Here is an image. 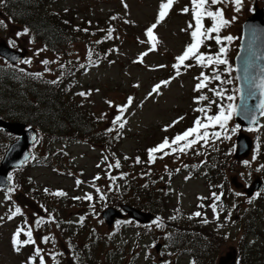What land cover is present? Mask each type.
I'll return each mask as SVG.
<instances>
[{"label": "rangeland", "instance_id": "obj_1", "mask_svg": "<svg viewBox=\"0 0 264 264\" xmlns=\"http://www.w3.org/2000/svg\"><path fill=\"white\" fill-rule=\"evenodd\" d=\"M58 1L56 7H60L63 12L69 9L72 13L68 14L75 18V25L94 30H88L85 34L81 31V34L75 35L76 41L71 46L72 57H78L80 61L71 59V65L75 66L73 70L76 76L73 92L92 90L87 97L73 95V101L76 106L81 107L86 120L98 131L92 141L68 139L49 144L51 149L59 151V157H45V149L49 148L45 139L33 144L30 162L13 173L17 187L10 196L14 197L16 202L13 199L6 200L5 195L0 193V217H3L0 220V264H30L29 257L35 255V247L42 249L41 255L44 256L45 264H192L190 251L186 247L184 252L178 250L177 242L184 246L181 240L176 242L172 235L170 225H180L177 223V213L188 217L187 227L206 229L217 234L214 252L204 251V255H197L200 264H218L220 257L226 256L232 249L237 253L235 264H240L238 257L243 253L246 241V221H251L254 230L259 232L257 234L248 230L247 240L255 241L260 259H264V200H260L264 196V116L258 126L244 129L255 141L254 150L242 161L234 160V166H227L224 169L227 171L226 177H222L223 170H219L216 174L212 172L209 175L210 180L208 175H203V169L199 170L191 163L194 162L196 166L203 168L206 166L200 165L203 157L191 156L190 153L187 154V150L184 153H174L176 156L171 157L154 154L156 159L151 163L148 161L147 149L154 147L165 137H173L169 135L170 127L165 130L166 125H170L178 117H183L175 125L176 128L179 126V129L185 121L190 122L195 114L193 109L209 105L208 100L193 103L192 99L201 94L194 91L198 82L196 78L202 71L212 75V68L197 66L194 61H190L193 67L182 70L181 75L175 76L171 67L174 57L190 42L189 33L182 29L188 28L192 14L191 11H181L186 6L191 8L190 0H174L168 15L154 30L159 41L157 50L144 57L142 64L134 61L150 46L145 29L156 21L161 0H124L127 7L121 0ZM214 7L222 8L225 18L231 21L220 34L234 38L231 42H224L227 45L226 58L233 71L230 74L223 72L225 65H219L218 68L222 79L232 80L233 57L238 48L242 22L251 12L250 9L264 8V0H244V6L239 12L229 3ZM233 16L236 17L234 21ZM0 18L6 25L0 26V40L6 41L7 45L9 40L14 41L15 46L11 47L24 53V57L13 68L23 75L40 71L45 66L41 63L44 60L41 53L44 52L39 55L35 53L37 49L43 48L41 44L38 41L32 42L27 34L17 38L16 33L24 28L4 16ZM204 23L210 25L211 20L206 19ZM100 28L107 31L112 28L113 38L104 39L102 42ZM218 47L214 40H210L205 42L201 50L205 53H215ZM110 49L117 51H109ZM89 50L105 57L95 65L81 68V65L86 64L85 58ZM45 54L52 57L48 51H45ZM26 59H30L31 63H23ZM57 62L58 60L47 65L49 71H42L44 78L56 79L57 73L51 70ZM161 64L166 67L156 68ZM1 65L8 66L0 57ZM173 76L175 78L169 85L162 86L159 95L146 98L154 84ZM219 84V81L213 80L208 88H216ZM229 84H224V88L227 94H232L235 88L227 86ZM208 88L203 93L210 97ZM97 89L99 91H96ZM17 94L16 91L11 95L6 93L1 108H7L10 100ZM128 96H132L134 102L124 113L125 127L119 129L118 126L112 125L117 111L106 101L123 104ZM224 103L228 101L225 99ZM10 110L8 108L7 112ZM109 128H113V131H106ZM227 128L229 131L224 137L230 135L233 141L234 133L230 131L233 128V119L228 122ZM112 137H116L115 140L112 141ZM18 139L0 130V161L9 146ZM137 157L140 158L139 163ZM117 161L120 164L118 168L114 166ZM244 161L249 163L245 164ZM109 165L113 167L110 168ZM97 176L99 178L94 179ZM186 176L190 178L185 180ZM257 177L263 180V186L245 203L243 190ZM143 178L151 182L153 197L158 203L151 220L147 224H134V221L123 218L117 219L112 226L107 225L101 216L104 207L126 202L124 198L131 195V186L140 181L142 183ZM224 178H227V184ZM77 179L81 181L79 185L76 183ZM215 179L224 180V196L216 202L218 218L213 217L209 207L213 203L212 192H216L218 186L223 183H214ZM210 183H214L215 187ZM45 189H48V192H45ZM57 190H62L66 195H52ZM236 192L243 194L236 196ZM86 194H90L93 199H85ZM102 194L104 199H101ZM77 196H80V199H74ZM13 205H18L22 214L9 220L7 215ZM197 211L201 212L202 216H192ZM47 213L54 216L55 222L47 220ZM244 214L249 218L246 219ZM38 216L45 217V222L39 227L35 224ZM81 216L84 217L82 222L79 219ZM173 216L175 219H170ZM157 217H160L161 227L153 224ZM204 218H207L209 223H202ZM17 227L31 228L36 244L20 246V250L16 251L12 245V236ZM45 236L50 237L48 242L43 241ZM24 238L26 237L21 234L20 239ZM156 242L161 243L158 252L154 249ZM31 264H39L37 256Z\"/></svg>", "mask_w": 264, "mask_h": 264}, {"label": "trees", "instance_id": "obj_2", "mask_svg": "<svg viewBox=\"0 0 264 264\" xmlns=\"http://www.w3.org/2000/svg\"><path fill=\"white\" fill-rule=\"evenodd\" d=\"M58 2V0H3V3H0V16L10 19V21L18 26L23 28L27 27L29 29L27 36L30 40L32 42L38 41L43 47L41 49H45L43 51L44 53H41L44 55L43 59L52 61L50 64L58 60L51 70V72L57 73V77L54 80L59 78L56 84L49 83L52 80L43 77L44 73L42 71L45 70V66L40 71H37L42 74L40 77L23 75L13 67L5 68L2 65L0 66V114L37 127L40 132L39 142H42L44 139L47 140L48 147L49 144H53L55 141H66L68 139L92 141L95 139L98 131H95L92 123L90 124L86 120V115L81 107L76 106V103L73 101V95H76L77 92H73L76 76H74L73 68L75 66L71 65V59L76 61H80V59L78 57H72L73 51H71V46L76 41L75 35L81 34V31L86 28L75 25V18L71 14H68L72 12L69 9L63 12L60 7L57 8L56 4ZM77 28L80 30H77ZM88 30L94 31L90 27H88ZM99 31L103 42L107 29L100 28ZM83 32L84 34L87 33V31ZM45 51H48L52 57H47ZM104 57V55L93 51L92 59L97 61L96 63ZM85 60V67L91 65L88 60V53L86 54ZM108 60L111 61L110 59ZM61 64L65 65L63 69L60 67ZM9 83L10 85H8ZM227 86L236 88L235 79L232 78V83ZM222 87L224 88L226 85ZM13 91L18 92V94L10 100L7 108H1L4 104L6 93L11 95ZM218 100L217 104L224 103V100L221 101L219 98ZM8 108L11 109L9 113L7 112ZM211 110L217 111V107L210 108L208 114ZM198 116L203 118L201 112L195 111L190 122L187 123L185 121L179 129L175 130L173 137L178 133H182L187 128L192 127L193 121ZM207 131L210 134L220 131L222 134L219 138H212L210 135L207 144L203 141L198 142L194 146L196 155L211 154L210 157L212 160L209 159L211 164L206 171L208 177L212 172L216 174L219 170L221 172L223 170L222 177H226L227 171H224V169L227 166H234L232 157L233 141L231 136L229 135L227 136L229 138L225 139L224 135L227 132L219 129L218 126L209 127ZM115 138L112 137V141ZM156 154L161 155V153ZM45 157H59V151L49 147L45 149ZM209 179L211 180L210 177ZM224 180L227 184V178H224ZM220 181L215 179L214 183ZM151 185V182L147 178H143L142 183L140 181V183L131 186V195L124 198V201L138 208L155 212L158 203L153 197ZM212 186L215 187L214 185ZM222 190L221 185H219L216 193L219 194ZM260 200H264V196ZM245 203L248 202L245 200ZM176 216L178 218L177 223H180V225L171 224L170 228L173 231L172 235L176 239V242L177 240H181L184 246L182 247L177 242V249L184 252L187 248L191 253L192 264L193 262L200 264L197 260V255H204V251L214 252L217 245V234L209 232L206 229L189 228L187 227L189 224H186L189 221L188 217H184L180 213H177ZM244 217L246 219L249 218L246 214H244ZM254 229L253 223L246 221L244 233L246 241L243 246V253L241 252L239 256L240 264H264V259H260L256 250L257 245L255 241L248 242L247 240L248 230L255 233L256 231ZM256 233L258 234L259 232ZM246 249L248 252H246ZM37 259L39 258L37 257ZM61 260L63 261L62 256ZM90 260L91 257L88 258L89 262ZM100 264L103 263L101 262Z\"/></svg>", "mask_w": 264, "mask_h": 264}, {"label": "snow or ice", "instance_id": "obj_3", "mask_svg": "<svg viewBox=\"0 0 264 264\" xmlns=\"http://www.w3.org/2000/svg\"><path fill=\"white\" fill-rule=\"evenodd\" d=\"M122 4H124L125 7L127 5L124 3V0H121ZM0 3H3V0H0ZM174 3V0H161V3L158 6V14L156 17V21L152 23L150 26H148L145 29V36L147 38V42L150 45L145 52H141L137 59L134 61V63H143L144 57H146L150 52L157 50V45L159 43L157 36L154 34V30L157 28V26L166 18L168 15L169 10L171 9L172 5ZM223 3H229L234 7V10L236 12H239L242 10L244 6V0H190L191 8L186 6L181 11L183 13H188L191 11L192 14V21L189 22L187 29H182V31H186L190 35V42L187 43L183 49V51L174 57V63L171 65L172 69L175 72V76L181 75L182 70H187L191 67H193V64L190 63V61H194L195 65L201 66L204 68L211 67L212 68V75H208L205 72H201L199 77L196 79L198 82L194 86V91L200 92L201 94L198 96L193 97L194 102L199 103L201 101H209V105L215 104L217 107V111L213 115L208 114V106L201 107L194 109V111L201 112L203 114V118L198 116L193 121V126L187 128L182 133H178L172 138L165 137L160 143L155 145L154 147H151L147 149L148 154V161L151 163L153 162L156 157L154 154L161 153L162 156H167L173 153H184L186 150L191 149L194 145H196L198 142L203 141L205 144L208 143L209 137L211 135L212 138H219L221 136L220 131L212 132L211 134L207 131L209 127H215L218 126L219 129L223 130L224 132H228L229 129L227 128L228 122L233 118V116H243V118L249 123H256L257 121V115L264 116V65L259 66L258 68V76L253 75V71L256 70V66L254 65L252 55L250 54L247 57L242 58V68L240 69L243 73L241 76H237L235 79L241 81V86L236 87L234 90H232V94H227V90L222 87L224 84H229L232 82L231 79H222V73L220 72L218 66L219 65H225L223 72L225 73H231L233 71V67L229 64L228 59L226 58L227 53V45L224 43L225 41L231 42L234 38L231 35L228 36H222L221 30L227 26L231 21L227 20L224 16L223 9L220 7H214L218 4ZM67 11V9H65ZM250 11H254V9H250ZM111 19H116V17H111ZM211 20L210 25H205V20ZM236 19L235 16L232 17V20L234 21ZM67 23V21H66ZM125 23H129V21H125ZM0 25H3L6 27L5 22L3 20H0ZM77 30H80L77 28ZM83 31H88V29H83ZM29 29L25 27L22 31H18L16 33V37L19 38L22 35L28 34ZM113 38V29L109 28L107 31V34L105 36V39H112ZM214 40L216 44L219 46L218 51L215 53H205L200 51L201 47L205 45L206 41ZM31 42V41H30ZM96 43H101V41H96ZM141 43H144V41H141ZM9 46H15V42L12 40H9ZM45 49H37L36 55H39L41 52H43ZM109 51H117L116 49H110ZM93 52L89 50L88 52V60L90 64H94L97 61L92 59ZM15 59V57H13ZM52 61H49L47 59H44L41 61L43 65H45V71H49L47 68V65L51 63ZM25 64H30L31 60L26 59L23 61ZM60 67L63 69L65 65L61 64ZM84 65H81V68H84ZM166 65H157L156 68H164ZM20 71H24V69H20ZM32 75L36 77H40L42 74L37 72L33 73ZM169 77L167 80H161L159 83H156L152 86L151 91L148 92L147 97H152L153 95H159L160 90L162 86H167L170 84L171 80L175 78ZM57 80L49 81V83L56 84L58 82ZM219 81L220 84L216 88H208L209 83L211 81ZM134 87H139V85H134ZM208 88V91L212 92V94L219 98L221 101L227 100L228 103H219L215 100H209V97L203 93V89ZM92 90H89L88 92H79L77 95H80L82 97H87L91 94ZM96 91H99L98 89ZM237 95H239V103H235ZM249 101H257L254 104H250ZM110 107H113L117 111V115L114 116L112 120V125L118 126L119 129H123L125 127L126 121L123 120L124 113L126 110L133 104L134 98L132 96H128L126 98V102L123 104H115L113 101L108 100L106 101ZM183 117H178L177 120L172 121V124L166 125L165 130L168 127H172L176 123L179 122V120H182ZM206 121V122H205ZM233 127L230 129L232 133H235L237 131V128ZM203 130V131H202ZM106 131L111 132L113 131V128H109ZM117 135H119V132H117ZM229 138V137H225ZM32 140L35 141L36 137L35 135L32 136ZM162 158V157H161ZM29 159V154H25L24 158L19 161V163L15 167H19L20 165L27 162ZM106 160L107 157H104ZM253 159H255V156H253ZM140 162V158L137 157V163ZM245 164H248V161H244ZM115 167H119V161L116 162L114 165ZM99 167V165H98ZM109 167H113V165H109ZM166 170H167V166ZM187 167V165H185ZM195 167V166H194ZM180 169H177L179 171ZM126 175V174H125ZM99 177H95L94 179H98ZM190 177L186 176L185 180L189 179ZM114 180L115 177H112ZM77 185L81 183L79 179L76 181ZM0 187H3L5 189L6 195L5 199L10 200L11 196L8 194L13 193L16 190V185L13 183V172H9L7 174V177L3 184H0ZM99 192V189H97ZM45 192H48V189H45ZM243 193L236 192V196H241ZM52 195L55 196H65L66 193H64L62 190H57L56 192L52 193ZM212 198L213 203L209 205L211 207L213 212V217L218 218V212H217V203L221 200V194H217L216 192H212ZM259 195V194H257ZM85 199L92 200L93 197L90 194H86L84 197ZM105 196L102 194L101 199H104ZM74 199H80V197H74ZM43 208V205H41ZM203 207V205H201ZM45 212L47 210L45 209ZM22 214V209L18 205H13L9 209V214L7 215V219L11 220L17 215ZM35 215V214H34ZM192 216L200 217L202 216V213L197 211L192 214ZM3 217H0V220H2ZM80 221L82 222L84 220V217L81 216ZM170 219H175V216L170 217ZM47 220L55 222V218L51 213H47ZM45 222V217L38 216L35 220V224L37 227H39L42 223ZM119 223V222H118ZM202 223L207 224L209 221L207 218H204L202 220ZM153 224H155L156 227H161L160 223V217H157ZM57 227H59V224L57 223ZM21 234H23L26 238L20 239ZM44 242H48L50 237L45 236L42 238ZM36 241L33 239V232L31 228L24 229L21 227H17L16 231L13 233L12 236V245L13 248L16 251L20 250V246L23 245H35ZM42 249L39 247L34 248L35 256L39 257V264H45L44 256L41 255ZM34 259V257H29V262L31 264V261ZM165 264H168V262H165ZM195 264V262H193Z\"/></svg>", "mask_w": 264, "mask_h": 264}, {"label": "water", "instance_id": "obj_4", "mask_svg": "<svg viewBox=\"0 0 264 264\" xmlns=\"http://www.w3.org/2000/svg\"><path fill=\"white\" fill-rule=\"evenodd\" d=\"M252 55L254 65L256 70L253 71V75L258 76V68L264 65V8H257L253 11L243 22H242V36L240 40V47L237 55L235 56V75H243L242 71V58ZM0 56L7 58L12 63L20 61L24 57V53L15 51L8 47L6 43L0 40ZM15 57V59H13ZM238 87L241 86V81L237 80ZM239 95L236 103H239ZM257 101H249L250 104H254ZM234 120L241 126H255L259 120L260 115H257L256 123H249L245 120L243 116H234ZM0 126L5 130L13 132L20 135L18 141L12 143L8 150L6 151L1 163H0V184L5 181L8 171L15 167L19 161H21L25 154H29L27 147L33 142L32 136L35 135L36 131L33 128L25 129V124L20 122H9L0 119ZM235 153L234 157L236 159L244 158L249 154L252 147V139L249 135L239 131L235 139ZM20 146V147H19ZM261 186V181L259 179L255 180L251 186L245 189L246 193L251 195L255 189ZM120 208L109 206L105 211L102 212L103 217L111 224L114 217H122V211H125L130 217L134 218L139 222H148L151 213L136 208L128 204H121ZM156 250H159L160 243L155 245ZM235 257V252L230 251L227 255L220 257L218 264H228ZM231 259L230 261H228Z\"/></svg>", "mask_w": 264, "mask_h": 264}, {"label": "flooded vegetation", "instance_id": "obj_5", "mask_svg": "<svg viewBox=\"0 0 264 264\" xmlns=\"http://www.w3.org/2000/svg\"><path fill=\"white\" fill-rule=\"evenodd\" d=\"M0 130L4 131L1 127H0ZM6 132V131H5Z\"/></svg>", "mask_w": 264, "mask_h": 264}]
</instances>
